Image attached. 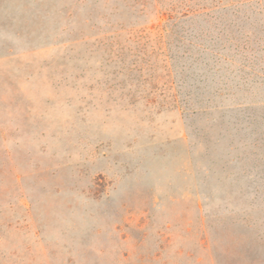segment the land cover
<instances>
[{"label": "rangeland", "instance_id": "1", "mask_svg": "<svg viewBox=\"0 0 264 264\" xmlns=\"http://www.w3.org/2000/svg\"><path fill=\"white\" fill-rule=\"evenodd\" d=\"M167 2L0 0V264H264V84L193 78Z\"/></svg>", "mask_w": 264, "mask_h": 264}, {"label": "trees", "instance_id": "2", "mask_svg": "<svg viewBox=\"0 0 264 264\" xmlns=\"http://www.w3.org/2000/svg\"><path fill=\"white\" fill-rule=\"evenodd\" d=\"M160 15L162 32L181 38L193 78L204 85L208 75L216 78L214 94L264 84V0H168ZM250 19L256 27L244 34ZM193 21L198 26L191 27ZM244 112L264 118L253 108Z\"/></svg>", "mask_w": 264, "mask_h": 264}]
</instances>
